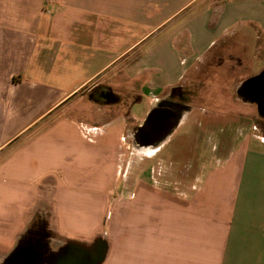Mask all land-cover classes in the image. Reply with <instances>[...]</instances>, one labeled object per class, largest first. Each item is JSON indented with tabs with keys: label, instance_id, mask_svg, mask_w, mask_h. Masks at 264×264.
Segmentation results:
<instances>
[{
	"label": "crops",
	"instance_id": "1",
	"mask_svg": "<svg viewBox=\"0 0 264 264\" xmlns=\"http://www.w3.org/2000/svg\"><path fill=\"white\" fill-rule=\"evenodd\" d=\"M248 27L264 0H0V264H264V149L181 188L127 178L126 116L96 125L78 97L129 75L146 117L185 59Z\"/></svg>",
	"mask_w": 264,
	"mask_h": 264
},
{
	"label": "rangeland",
	"instance_id": "2",
	"mask_svg": "<svg viewBox=\"0 0 264 264\" xmlns=\"http://www.w3.org/2000/svg\"><path fill=\"white\" fill-rule=\"evenodd\" d=\"M185 63V74L176 87L150 92L152 104L157 99L174 96L175 101L188 105L182 106L178 125L156 151H142L133 140L136 126L146 114L140 107H134L133 111L129 107L139 99L141 83L123 74L100 77L97 82L109 87L115 98L104 102L98 100L93 90L80 92L78 97L94 102L89 110L83 107L81 114L93 113L96 125L106 117L126 116L122 132L126 158L122 172L127 173V178L134 179L135 167L142 163L143 177L151 176L165 185L167 180L175 181L181 188L189 183V178L196 179L198 168L219 162L247 138L251 146L257 143V147L264 149V119L251 104L245 86L248 78L264 69V32L248 27L228 33L200 58L185 59ZM91 92L93 96L89 95ZM188 165L191 170L183 172Z\"/></svg>",
	"mask_w": 264,
	"mask_h": 264
},
{
	"label": "water",
	"instance_id": "3",
	"mask_svg": "<svg viewBox=\"0 0 264 264\" xmlns=\"http://www.w3.org/2000/svg\"><path fill=\"white\" fill-rule=\"evenodd\" d=\"M264 74V69L245 81V86L256 82ZM182 109L171 105L167 99L159 100L147 113L145 119L139 124L134 133L135 144L141 147H158L171 134L178 125Z\"/></svg>",
	"mask_w": 264,
	"mask_h": 264
},
{
	"label": "flooded vegetation",
	"instance_id": "4",
	"mask_svg": "<svg viewBox=\"0 0 264 264\" xmlns=\"http://www.w3.org/2000/svg\"><path fill=\"white\" fill-rule=\"evenodd\" d=\"M258 74V73H257ZM256 75V74H255ZM95 94L99 97V99L109 100V99H115L109 89H101V90H93ZM90 96H93V93H89ZM248 95L251 99V104L255 106L254 108L256 111L263 116L264 119V74L261 78H259L256 82L251 83V85L248 86ZM98 99V100H99ZM171 102V105L174 107L181 109L184 107H187L188 105L185 103H182L181 101H175L174 96L173 99H167Z\"/></svg>",
	"mask_w": 264,
	"mask_h": 264
},
{
	"label": "built area",
	"instance_id": "5",
	"mask_svg": "<svg viewBox=\"0 0 264 264\" xmlns=\"http://www.w3.org/2000/svg\"><path fill=\"white\" fill-rule=\"evenodd\" d=\"M132 196H133V193H132Z\"/></svg>",
	"mask_w": 264,
	"mask_h": 264
}]
</instances>
